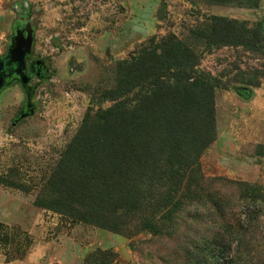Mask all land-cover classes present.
I'll list each match as a JSON object with an SVG mask.
<instances>
[{
  "label": "rangeland",
  "instance_id": "374dc122",
  "mask_svg": "<svg viewBox=\"0 0 264 264\" xmlns=\"http://www.w3.org/2000/svg\"><path fill=\"white\" fill-rule=\"evenodd\" d=\"M213 17L263 25L264 35V0H0V59L16 44L28 51L26 84L16 78L0 91V264H195L187 255L215 235L226 239L223 263L264 261V47L208 45ZM174 36L194 50L197 76L221 79L213 121L197 136L180 132L184 140L142 115L138 126L158 151L196 158L208 185L196 188L191 168L170 200L140 192L162 233L129 238L113 216L101 225L73 218L62 204L95 194L98 152L114 143L98 117L148 94V72L129 84L126 67ZM258 73V87L243 84ZM122 85L127 93H117Z\"/></svg>",
  "mask_w": 264,
  "mask_h": 264
},
{
  "label": "trees",
  "instance_id": "16d2710c",
  "mask_svg": "<svg viewBox=\"0 0 264 264\" xmlns=\"http://www.w3.org/2000/svg\"><path fill=\"white\" fill-rule=\"evenodd\" d=\"M262 27L263 25H259L252 31L244 24L224 17H213L210 23L211 32L203 38L210 46H238L262 54L264 47ZM158 47L161 48V54L143 52L126 67L131 72L129 84L134 83L132 80L139 84L140 75L137 73L148 72L145 76L150 87L148 94L138 92L131 101L132 105L128 106L130 102L124 101L106 112L104 116L98 117L99 123L109 124L114 130L112 137L114 143L110 144L106 151L100 149L98 152L100 159L96 167L101 168L103 177L100 176V181L94 186L95 194L89 198L67 196L68 203L62 204L68 208V213L73 218L96 222L98 225L106 224L105 222L109 221L107 217L113 216L116 222H120L121 228H128L125 235L129 238L144 230L154 234L162 233L156 220L151 219L155 214L147 216V212L140 205V192L146 200L157 195L162 201L170 200L177 192L175 186L179 188L175 179H182L183 176L180 174L188 172L191 168H193L191 172L194 173L193 185L198 189L208 185L195 167L196 158L190 161L181 151H175L170 147L158 151L156 144L150 146V138L144 142V129L138 125L142 115L146 127L163 130L165 135L180 140H184L180 137V132L186 130L192 131L193 136L199 135L213 121V96L222 84L221 79H214L209 75L197 76L198 59L194 50L177 37L170 38L168 42L167 38L162 39L155 48ZM166 47H170L171 50H165ZM145 62L148 64L147 67L144 65ZM254 76L252 80H245L243 84L258 87L260 82L256 77H259V73ZM129 87L131 86L122 85L117 93H127L125 89ZM146 109L150 111L146 112ZM206 142L210 140L202 139L201 146H206L204 145ZM105 162L109 164L102 165ZM163 163L165 164L162 165ZM64 182L76 183L71 179ZM164 183L169 187L165 194L162 191ZM231 184L247 190V187L241 186L238 182ZM135 221H139L140 224L133 226ZM208 245L209 249L206 246V250L196 247L198 252L189 253L188 258L196 262L195 264L206 259H209L211 264H264V261L260 260L242 262L240 259L223 263L226 239H218L215 235Z\"/></svg>",
  "mask_w": 264,
  "mask_h": 264
},
{
  "label": "water",
  "instance_id": "95a60500",
  "mask_svg": "<svg viewBox=\"0 0 264 264\" xmlns=\"http://www.w3.org/2000/svg\"><path fill=\"white\" fill-rule=\"evenodd\" d=\"M27 49L19 44L13 46L7 58L0 59V91L7 87L14 76L22 83L26 84V56Z\"/></svg>",
  "mask_w": 264,
  "mask_h": 264
},
{
  "label": "flooded vegetation",
  "instance_id": "af4514ba",
  "mask_svg": "<svg viewBox=\"0 0 264 264\" xmlns=\"http://www.w3.org/2000/svg\"><path fill=\"white\" fill-rule=\"evenodd\" d=\"M17 77L16 76H14L12 79H16Z\"/></svg>",
  "mask_w": 264,
  "mask_h": 264
}]
</instances>
